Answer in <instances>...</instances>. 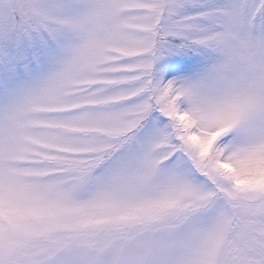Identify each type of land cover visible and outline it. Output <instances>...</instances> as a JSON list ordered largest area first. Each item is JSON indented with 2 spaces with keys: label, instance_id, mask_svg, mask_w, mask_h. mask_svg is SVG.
I'll use <instances>...</instances> for the list:
<instances>
[{
  "label": "snow or ice",
  "instance_id": "snow-or-ice-1",
  "mask_svg": "<svg viewBox=\"0 0 264 264\" xmlns=\"http://www.w3.org/2000/svg\"><path fill=\"white\" fill-rule=\"evenodd\" d=\"M0 264H264V0H0Z\"/></svg>",
  "mask_w": 264,
  "mask_h": 264
}]
</instances>
